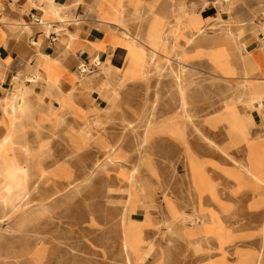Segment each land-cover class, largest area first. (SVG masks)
Instances as JSON below:
<instances>
[{"label": "rangeland", "instance_id": "1", "mask_svg": "<svg viewBox=\"0 0 264 264\" xmlns=\"http://www.w3.org/2000/svg\"><path fill=\"white\" fill-rule=\"evenodd\" d=\"M163 3L155 1L157 7ZM215 5L216 0L203 1L187 11L205 7L209 19ZM173 6L166 19L155 16L154 32L145 31L146 10L130 25L133 51L142 58L139 75L118 77L105 69L80 82L94 108L82 111L76 127L57 107L33 106L14 128L26 92L21 109L11 112L4 108L7 96L1 98L0 121L8 137L1 151L15 169L0 168V264H199L231 241L217 211L200 208L195 181L201 178V157L218 153L227 164L244 162L217 144L224 135L237 144L229 131L206 124L215 126L228 105L249 106L255 86L264 88V81L232 82L205 62H190L186 45L192 38L221 26L187 31ZM101 76L103 85L93 84ZM199 225L206 234L192 235ZM258 264H264V251Z\"/></svg>", "mask_w": 264, "mask_h": 264}, {"label": "crops", "instance_id": "2", "mask_svg": "<svg viewBox=\"0 0 264 264\" xmlns=\"http://www.w3.org/2000/svg\"><path fill=\"white\" fill-rule=\"evenodd\" d=\"M142 1L0 0V100L7 96L5 110L11 112L21 104L17 98L10 101L13 89L21 88L17 97L26 90V103L16 112L14 128L18 127L23 110L33 106L57 107V112L76 127L82 111L94 108L90 94L81 88L82 80L89 81L105 69L118 77L139 75L142 59L133 51L135 37L130 36L129 28L143 10L150 16L145 31L154 32L155 15L158 20L166 19L165 12L173 5L176 6L174 16L180 17L187 31L201 32L205 24L209 27L210 23H216L220 29L198 34L186 45L190 62H205L215 75L232 82L237 79L264 81V0H230L229 4L216 0L210 13L214 15L208 19L209 12L202 7L196 11H203L198 20L193 19L195 12L187 9H197L207 0H184L189 2L185 8L179 4L181 0H166L167 4L158 7L157 0H144L152 2L151 5ZM173 23L168 22V26ZM82 67L85 72L79 71ZM83 75L87 77L82 78ZM94 82L103 85L102 76ZM254 92L253 97L259 96V102L251 98L252 103L241 104L240 110L235 104L223 110L222 106L217 124H206L209 129L223 125L229 131L232 142L237 144L230 145L227 135L217 144L233 155L239 154L243 166L227 164L218 153L216 158L195 153L205 160L199 164L201 178L195 181L200 208L211 206L231 230V241L223 244L227 250H220L218 245L220 252H213L215 258L212 255L200 261L202 264H258L264 251V88L255 86ZM3 115L0 109V119ZM91 115L89 112L88 116ZM4 131L0 121V139L7 136ZM2 155L6 156L0 148V162ZM204 228L195 226L191 234L205 233ZM208 237L210 245L216 247L215 237ZM244 242L249 245H240Z\"/></svg>", "mask_w": 264, "mask_h": 264}, {"label": "bare ground", "instance_id": "3", "mask_svg": "<svg viewBox=\"0 0 264 264\" xmlns=\"http://www.w3.org/2000/svg\"><path fill=\"white\" fill-rule=\"evenodd\" d=\"M208 1V0H207ZM230 1V0H229ZM229 3V2H228ZM227 3V4H228ZM215 4V3H214ZM203 6V5H202ZM178 8V7H177ZM193 8V7H192ZM157 9V8H156ZM179 9V8H178ZM180 10H181V8H180ZM179 11V10H178ZM177 12V11H176ZM182 12V11H181ZM202 13V10H200L199 12H195V14L193 15V19L194 20H198L200 17H201V14ZM176 14V13H175ZM182 14V13H181ZM156 16V15H155ZM176 16V15H175ZM157 17V16H156ZM112 19V18H111ZM158 19V18H157ZM162 19V18H161ZM176 19H177V17H176ZM179 19V18H178ZM204 20V19H203ZM179 22V21H178ZM156 24V23H155ZM180 26V25H179ZM192 26V25H191ZM264 26V25H263ZM182 28V27H181ZM204 28V27H203ZM170 30V29H169ZM184 31V30H183ZM198 31V30H197ZM157 32H159V30L157 31ZM124 33H125V31H124ZM192 34H194V33H192ZM191 34V35H192ZM146 36V35H145ZM144 36V37H145ZM154 36V34L152 35V37ZM176 36V35H175ZM152 37H151V39H152ZM155 37V36H154ZM189 37V36H188ZM147 38H150V37H147ZM146 38V39H147ZM181 39V38H180ZM150 40V39H149ZM171 40V39H170ZM179 40V39H178ZM177 40V41H178ZM125 41V40H124ZM123 41V42H124ZM148 41V40H147ZM152 41H153V39H152ZM176 41V42H177ZM154 43V42H153ZM180 43V42H179ZM187 43V42H186ZM129 44V43H128ZM136 44V43H135ZM131 45V44H130ZM163 45V44H162ZM131 47V46H130ZM127 48V47H126ZM151 49V48H150ZM124 50V49H123ZM180 52V51H179ZM167 53V52H166ZM129 55V54H128ZM130 56V55H129ZM146 56V55H145ZM133 57V56H132ZM148 57V56H147ZM50 58V57H49ZM132 59V58H131ZM134 59V58H133ZM140 59H142V58H140ZM54 60V59H53ZM134 61H135V59H134ZM141 61V60H140ZM139 62V61H138ZM157 64V63H156ZM146 68V67H145ZM142 70V69H141ZM142 75V74H141ZM141 78V77H140ZM54 81V80H53ZM22 82V81H21ZM12 88H14V87H12ZM14 91L11 93V97H10V101L11 100H15L16 98L19 100L20 99V101L22 102V100H23V98H24V94H25V92H26V90L25 91H23L24 93H23V95H21V96H18L17 97V95H18V93H20L22 90H21V88H15V89H13ZM182 90V89H181ZM255 94V93H254ZM259 94V93H258ZM257 94V95H258ZM262 97H263V95H261ZM252 100H254V101H258L259 102V100H260V97L259 96H257V97H252ZM23 103V102H22ZM19 109H21L20 107H19ZM227 110V109H226ZM226 113V112H225ZM169 124V123H168ZM13 127V126H12ZM175 127V126H174ZM173 127V128H174ZM13 130V129H12ZM15 130V129H14ZM16 132V131H15ZM178 135H179V133H177ZM11 135H12V132H11ZM180 136V135H179ZM7 140H8V137L6 136V137H4L3 139H0V148H2L4 145H5V143L7 142ZM12 143V142H11ZM24 149H26V147L24 148ZM4 153H5V155H7V152L4 150L3 151ZM32 153V152H31ZM193 162V161H192ZM201 162V161H200ZM202 163V162H201ZM2 166H6L5 168H2ZM200 166H201V164H200ZM0 167L2 168V169H4V170H8V169H15V163H14V161H13V159L12 158H10V157H8L7 159H4V158H2V160H1V162H0ZM226 170V169H225ZM15 171V170H14ZM27 171V170H26ZM205 171V170H204ZM25 172V171H24ZM244 173V172H243ZM28 174V173H27ZM230 174H231V172H230ZM237 174V173H236ZM43 175V174H42ZM241 177V176H240ZM208 180V179H207ZM236 181V180H235ZM26 183V182H25ZM24 183V184H25ZM246 184V183H245ZM7 186V185H6ZM20 187V186H19ZM27 189V188H26ZM14 191V190H13ZM9 195V194H8ZM16 195H18V194H16ZM22 195H24V194H22ZM168 196V195H167ZM16 197V196H15ZM132 198V197H131ZM1 199V198H0ZM5 199V198H4ZM20 199V198H19ZM197 201V200H196ZM216 201V200H215ZM219 201V200H218ZM217 201V202H218ZM5 202H6V200H5ZM196 203V202H195ZM173 204V203H172ZM197 205V204H196ZM202 205V204H201ZM11 207H13V206H11ZM195 207V206H194ZM206 208V207H205ZM225 210V209H224ZM179 211V210H178ZM196 211V210H195ZM134 213H136L135 211H134ZM197 213V212H196ZM177 214V213H176ZM204 214V213H203ZM219 215V214H218ZM171 216V215H170ZM205 216H207V215H205ZM132 217V216H131ZM172 217V216H171ZM139 218V217H138ZM138 218H136L137 220H138ZM182 218V217H181ZM132 219V218H131ZM140 219V218H139ZM180 219V218H179ZM141 220V219H140ZM139 220V221H140ZM187 220V219H186ZM125 221V220H124ZM138 221V222H139ZM193 221V220H192ZM207 221V220H206ZM220 221V220H219ZM173 224V223H172ZM170 225V224H169ZM213 229V228H212ZM206 232V231H205ZM210 232H211V230H210ZM183 233V232H182ZM209 233V232H208ZM206 234V233H205ZM142 235V234H141ZM199 238V237H198ZM143 239V238H142ZM203 239V238H202ZM197 240H199V239H197ZM129 241V240H128ZM138 244V243H137ZM146 245V244H145ZM221 245H222V243H221ZM204 247V246H203ZM145 249V248H144ZM216 249H217V247H216ZM149 250V249H148ZM223 250H227V249H223ZM142 251V250H141ZM243 251V250H242ZM245 251V250H244ZM128 252V251H127ZM143 252V251H142ZM140 255V254H139ZM227 255V254H226ZM236 256V255H235ZM238 256V255H237ZM252 256V255H251ZM133 257H134V255H133ZM139 257V256H138ZM213 258H215L214 257V255H213ZM234 258V257H233ZM237 258V257H236ZM235 258V259H236ZM239 258V257H238ZM247 258V257H246ZM209 259V258H208ZM242 260H243V258H241ZM207 261V260H206ZM228 261V260H227ZM233 261V260H232ZM231 261V262H232ZM241 261V260H240ZM245 261V260H244ZM254 261V260H253ZM224 262V261H223ZM200 263V262H199ZM203 262H201L200 264H202ZM217 263V262H216ZM221 263V262H220ZM219 263V264H220ZM225 263H226V261H225ZM242 263V262H241ZM227 264H228V262H227Z\"/></svg>", "mask_w": 264, "mask_h": 264}, {"label": "built area", "instance_id": "4", "mask_svg": "<svg viewBox=\"0 0 264 264\" xmlns=\"http://www.w3.org/2000/svg\"><path fill=\"white\" fill-rule=\"evenodd\" d=\"M79 71L85 72V67L79 68Z\"/></svg>", "mask_w": 264, "mask_h": 264}]
</instances>
